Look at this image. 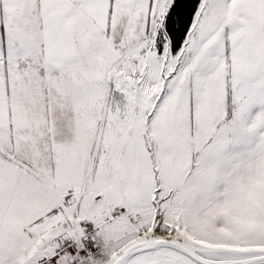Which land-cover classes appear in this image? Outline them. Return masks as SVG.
Here are the masks:
<instances>
[{"label": "snow or ice", "instance_id": "1", "mask_svg": "<svg viewBox=\"0 0 264 264\" xmlns=\"http://www.w3.org/2000/svg\"><path fill=\"white\" fill-rule=\"evenodd\" d=\"M0 264H264V0H0Z\"/></svg>", "mask_w": 264, "mask_h": 264}]
</instances>
